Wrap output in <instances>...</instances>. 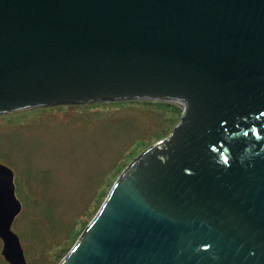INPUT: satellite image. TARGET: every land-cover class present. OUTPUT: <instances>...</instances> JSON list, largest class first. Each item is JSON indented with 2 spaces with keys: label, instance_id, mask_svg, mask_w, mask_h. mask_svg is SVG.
<instances>
[{
  "label": "water",
  "instance_id": "1",
  "mask_svg": "<svg viewBox=\"0 0 264 264\" xmlns=\"http://www.w3.org/2000/svg\"><path fill=\"white\" fill-rule=\"evenodd\" d=\"M126 98L185 109L58 264H264V0H0V114ZM21 209L0 162L10 264Z\"/></svg>",
  "mask_w": 264,
  "mask_h": 264
},
{
  "label": "rangeland",
  "instance_id": "2",
  "mask_svg": "<svg viewBox=\"0 0 264 264\" xmlns=\"http://www.w3.org/2000/svg\"><path fill=\"white\" fill-rule=\"evenodd\" d=\"M163 98L55 103L0 114V162L15 172L22 209L12 229L28 264H58L123 170L181 120ZM0 238V264L4 257Z\"/></svg>",
  "mask_w": 264,
  "mask_h": 264
}]
</instances>
